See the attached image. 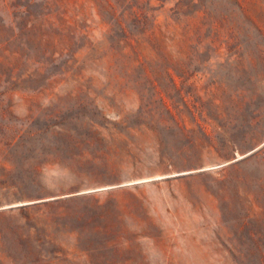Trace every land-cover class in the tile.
Segmentation results:
<instances>
[{"label": "rangeland", "instance_id": "obj_1", "mask_svg": "<svg viewBox=\"0 0 264 264\" xmlns=\"http://www.w3.org/2000/svg\"><path fill=\"white\" fill-rule=\"evenodd\" d=\"M233 1L221 6L238 23ZM92 18L98 38L105 28ZM240 51L232 41L207 49L205 75L194 84L198 95L211 90L201 115H176V124L158 105L151 127L125 129L116 110H104L97 132L79 124L82 136L66 141L40 131L0 153V183L11 184L0 190V264H259L264 88L251 108L230 106L228 94L250 73L226 60ZM190 91L188 83L181 93ZM46 104L33 128L44 130ZM137 108L136 96L123 101L124 113ZM25 114L23 106L15 111Z\"/></svg>", "mask_w": 264, "mask_h": 264}, {"label": "trees", "instance_id": "obj_2", "mask_svg": "<svg viewBox=\"0 0 264 264\" xmlns=\"http://www.w3.org/2000/svg\"><path fill=\"white\" fill-rule=\"evenodd\" d=\"M233 3L238 23L221 0H0V153L40 131L66 141L82 136L79 124L97 132L104 110H116L125 129L151 127L158 105L176 124V115H201L211 90L199 88L198 95L196 77L205 75L207 49L230 41L241 51L226 60L250 73L227 99L234 109L251 108L264 88V0ZM93 14L105 28L98 38L91 33ZM188 83L192 91L182 94ZM131 95L138 108L124 113ZM98 96L108 103L98 104ZM41 100L50 109L44 130L32 127ZM19 106L23 118L15 115ZM10 185L1 182L0 190ZM35 192L21 191V198ZM257 259L264 264V254Z\"/></svg>", "mask_w": 264, "mask_h": 264}, {"label": "water", "instance_id": "obj_3", "mask_svg": "<svg viewBox=\"0 0 264 264\" xmlns=\"http://www.w3.org/2000/svg\"><path fill=\"white\" fill-rule=\"evenodd\" d=\"M256 150V149H255ZM255 150H253V151H250L249 153H247V154H245L243 157H245V156H247V155H249V154H251L252 152H254ZM243 157H241V158H243ZM240 158V159H241ZM236 161V160H235Z\"/></svg>", "mask_w": 264, "mask_h": 264}]
</instances>
